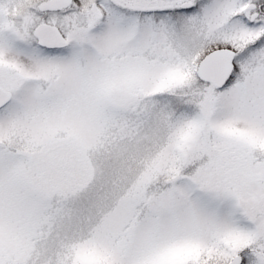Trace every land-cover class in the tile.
I'll list each match as a JSON object with an SVG mask.
<instances>
[{"label": "snow or ice", "instance_id": "6c2138e0", "mask_svg": "<svg viewBox=\"0 0 264 264\" xmlns=\"http://www.w3.org/2000/svg\"><path fill=\"white\" fill-rule=\"evenodd\" d=\"M0 264H264V0H0Z\"/></svg>", "mask_w": 264, "mask_h": 264}]
</instances>
